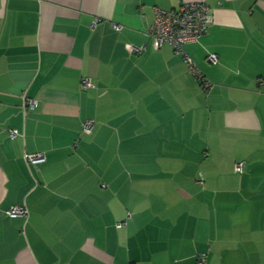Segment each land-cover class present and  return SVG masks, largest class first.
Wrapping results in <instances>:
<instances>
[{"label":"crops","instance_id":"crops-1","mask_svg":"<svg viewBox=\"0 0 264 264\" xmlns=\"http://www.w3.org/2000/svg\"><path fill=\"white\" fill-rule=\"evenodd\" d=\"M197 1L208 89L148 34ZM0 264H264V0H0Z\"/></svg>","mask_w":264,"mask_h":264},{"label":"built area","instance_id":"built-area-1","mask_svg":"<svg viewBox=\"0 0 264 264\" xmlns=\"http://www.w3.org/2000/svg\"><path fill=\"white\" fill-rule=\"evenodd\" d=\"M213 21L211 8L203 1L186 2L178 8L174 9H156V18L150 27L148 34L153 40L156 48H161L164 44H171L176 52L182 53L184 60L192 75L200 81L205 88H210L213 82L201 70L195 59L189 55L184 46L189 42L198 41L209 30L210 24ZM120 29V26L116 25ZM136 52H142L144 47H133ZM219 55L211 53L208 55V61L211 63L219 62ZM84 88L92 87L91 78L85 77L82 79ZM38 105L37 101L31 98L26 99V107L34 109ZM94 121L87 120L84 123V131L92 133L94 130ZM18 130H13L12 135L16 136ZM26 159L29 163H39L46 161L44 154H27ZM244 162L236 164V170L242 172L244 170ZM11 217L19 215L29 216V210L25 206H14L8 212ZM123 226V224H119ZM201 262H206V256H202Z\"/></svg>","mask_w":264,"mask_h":264}]
</instances>
